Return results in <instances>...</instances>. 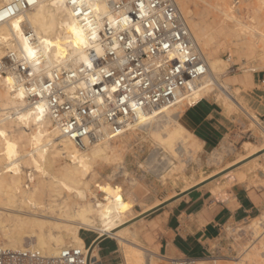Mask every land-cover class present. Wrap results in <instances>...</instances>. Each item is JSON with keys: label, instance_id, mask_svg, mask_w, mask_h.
Wrapping results in <instances>:
<instances>
[{"label": "bare ground", "instance_id": "1", "mask_svg": "<svg viewBox=\"0 0 264 264\" xmlns=\"http://www.w3.org/2000/svg\"><path fill=\"white\" fill-rule=\"evenodd\" d=\"M173 1L191 33L196 51L204 59L207 73L183 100L173 106L142 116L128 131V133L135 130L144 132L153 145L162 150L161 154L166 152L162 155V157L167 156L169 160L165 176L170 178L171 183L176 172L182 173L184 163L187 161L184 157H187L189 161L193 160V155L202 150L194 136L177 121L180 112L177 109L183 102L195 103L216 90L227 100L220 98L223 100L221 104L225 109L235 107L242 111L264 136V128L260 125L258 118L248 113L236 95L229 91L227 84L220 80L224 71L232 67L231 60L218 59L214 52L205 51L210 44H215V41L224 36L226 30L230 37L236 35L234 31L219 27L216 34L211 35L207 28L198 22L199 20L198 23L193 20V15L191 16L184 0ZM17 4L16 0H0V13L8 7L14 11V6ZM97 5L100 6L98 15H109L108 0L94 2V9ZM13 17L14 19H9L7 23L0 22V60L6 50L15 51L22 57L21 32H30L33 35L32 40L37 44L42 39H50L53 42L62 41L69 36L64 25L77 20L72 17L69 8L65 5V0H38L36 6L20 10ZM15 21H20L21 32L15 29L10 31V26ZM79 22L82 25L85 24L84 21ZM92 43L94 46L83 50L82 55L88 56L89 51L96 52L98 45L96 41ZM68 51L69 57H65L59 63L54 55L51 60L43 59L35 71L41 67L44 75L49 76L52 68L76 69L85 65L78 61V57L72 56L73 49L68 48ZM5 80L6 78L0 79V87L3 90L0 94V131L7 133V140L16 146V152L14 162L9 163L5 138L0 137V233L3 239L0 245L7 250L36 249L44 255L52 256L66 247L83 248L84 242L79 236V231L84 230L115 239L125 264H152L151 259L141 253H147L150 256L154 254L140 248L125 237V230L133 225L137 217L128 223L115 224L114 221L118 218L119 212L108 211L104 205H93L85 200L84 192L94 183L97 164L112 165L114 162L110 141L117 138H107L100 143L89 144L85 148L78 149L72 142L61 136L46 114L39 122L31 118L21 121L19 119L21 115L27 116L28 112L34 111L35 108L30 107L25 99L20 101L18 97L11 94ZM126 134L118 138L125 137ZM243 146L245 149H251L233 165L218 171L213 176H219L227 171L230 176L234 171L232 168L256 158L264 150V148L261 150L252 148L253 145L249 142H244ZM217 152L215 148L209 155L218 154ZM262 155L264 157L263 153ZM122 174L125 177L128 176L126 172ZM158 176L161 179L165 178L159 174ZM213 176L210 178H215ZM245 178L244 173H239L231 175L229 180L235 182L234 184H242ZM131 185L135 187L134 179ZM223 190V185H219L212 189V192L217 194ZM133 196L135 197V194L132 190L130 198ZM253 221V225L249 227L253 241L251 243L249 241L250 244H247L248 246L246 245L243 250L246 252L250 250L254 254L260 249L261 253L254 255L264 260V214L254 218ZM92 254L94 255V252ZM250 256H252L251 253L237 260L238 264H247ZM172 261L174 264H180L176 259Z\"/></svg>", "mask_w": 264, "mask_h": 264}, {"label": "built area", "instance_id": "2", "mask_svg": "<svg viewBox=\"0 0 264 264\" xmlns=\"http://www.w3.org/2000/svg\"><path fill=\"white\" fill-rule=\"evenodd\" d=\"M96 1L77 0V10L83 5L87 11L89 4L94 9ZM16 2L13 15L36 6L38 0L32 4L27 0ZM140 2L145 5L144 15L140 13ZM108 3V16L98 15L94 10L89 13L98 29L96 44L104 53L88 52V56H95L92 69L87 65L76 69L52 68L51 75L45 76L41 67L38 71L25 68L23 58L15 51L6 50L0 60V79L15 70L28 90L25 96L28 105L35 108L36 103H44L45 114L61 136L78 149L128 133L142 116L183 100L207 73L204 59L196 51L173 0H108ZM65 5L72 17L78 19L73 15L71 0H65ZM129 8L135 10L128 11ZM124 15L130 20L127 25L123 23ZM109 19L121 23L106 32ZM27 35L32 39L30 32ZM29 72L33 74L27 75ZM93 75L100 77L98 85L91 84ZM42 81L52 87L46 88ZM32 88L41 95L32 93ZM92 252L91 247H66L47 256L36 249L7 250L0 245V264H101ZM176 260L180 264H193L188 258Z\"/></svg>", "mask_w": 264, "mask_h": 264}, {"label": "rangeland", "instance_id": "3", "mask_svg": "<svg viewBox=\"0 0 264 264\" xmlns=\"http://www.w3.org/2000/svg\"><path fill=\"white\" fill-rule=\"evenodd\" d=\"M184 1L191 16L193 15V20L195 22L199 20L198 22L205 26L211 35H215L216 30L218 31L220 28H228L236 34L234 37H230L226 30L224 36L227 37L222 36L223 38L221 37L215 41V44H210L205 51L214 52L218 59L227 60L231 57L232 67L224 71L220 80L227 84L229 91L236 95L244 109L248 113L254 114L262 128H264V115L260 117L246 106L239 86L242 81L237 79L239 76L244 78V80L249 79L252 74L264 71V0ZM202 20L203 22H201ZM2 93L3 90L0 87V94ZM205 97L220 103L225 100L224 96L216 90ZM190 104V102L185 101L180 104L177 110L181 112ZM227 111L230 112L228 115L237 121L235 132L221 142L222 146L221 143L218 145L219 147L217 146L218 154L209 155L212 150H201L193 155V160L189 161L187 157H184L187 160L184 163V169L182 173L179 172L180 174L176 172L175 177L172 179L173 183H171L168 176H165L168 171L166 169L169 160L167 156L162 157V155H165L166 152L161 154L162 150L155 147L144 132L135 130L127 133L125 137L110 141L112 142L111 148L115 160L112 165L97 164L95 168L96 178L93 181L94 183L92 182L91 187L84 192L85 200L93 205H104L108 211L119 212V216L114 223L121 224L128 223L145 208L158 202L170 200L176 193L204 182H210L213 189L223 185L225 190L231 187V183H235L229 180L230 176L234 174L244 173L247 178L239 185L249 188L253 187L264 193V157L262 155L264 150L260 152L257 156L258 158L248 160L240 166L232 168L234 171L230 176L227 174L229 171L219 176H213L218 171L230 167L237 159L247 154L251 148L245 149L243 146L244 142L251 143L253 145L252 148L256 150L264 148V136L249 118L235 107H231ZM174 163L178 165L177 162ZM235 171L236 173H234ZM121 172H126L128 176L125 177ZM158 174L165 176V178L161 179ZM212 176L215 178H210ZM133 179L136 182L135 187L131 185ZM132 190L135 197L130 198ZM117 196L120 197L119 200H117ZM262 214H264V206L256 217L258 218ZM253 223V219H249L224 226L218 240V243L221 244L220 252L203 260L193 261V264H238L237 260L239 261L246 255H250V253L252 256L246 262L247 264H264V260L254 255L261 253L260 249H258V252L255 251L254 254L250 250L247 252L243 250L247 244L249 245L253 241L249 228ZM79 232L85 233L87 231L80 230ZM124 233L129 241L154 254L150 256L147 253H141L150 258L152 264H174L172 261L174 259L156 256L154 252L143 247L136 239L137 230L134 224L125 230ZM233 233L234 235H232ZM112 240L116 242L115 239L112 238ZM2 241L0 233V242L2 243ZM118 256L120 264H125L120 250Z\"/></svg>", "mask_w": 264, "mask_h": 264}, {"label": "crops", "instance_id": "4", "mask_svg": "<svg viewBox=\"0 0 264 264\" xmlns=\"http://www.w3.org/2000/svg\"><path fill=\"white\" fill-rule=\"evenodd\" d=\"M231 60V57H229ZM242 98L256 115H264V71L251 78H237ZM246 85V86H244ZM213 99L202 98L186 106L177 121L192 134L204 151L217 148L235 132L237 121ZM210 182L180 191L136 214L133 223L137 241L156 256L166 259L203 260L219 253L218 240L224 226L254 219L264 206V193L234 184L221 193ZM85 247H91L101 264H120L117 242L96 232H79ZM98 251V252H97Z\"/></svg>", "mask_w": 264, "mask_h": 264}, {"label": "snow or ice", "instance_id": "5", "mask_svg": "<svg viewBox=\"0 0 264 264\" xmlns=\"http://www.w3.org/2000/svg\"><path fill=\"white\" fill-rule=\"evenodd\" d=\"M29 4L34 3V0H27ZM71 4L73 5V15L78 17V19L74 22H70L64 27L67 28L69 36L67 39L64 40H56L53 42L50 39H42L37 44L34 40H32L27 33L21 32V24L20 21H15L10 26L11 29H15L17 32H21V38L23 40V48L21 50V56L23 58L24 67L29 68L31 67L33 71L37 70V66L41 65L43 59H49L55 56L57 63L63 60L65 57H69L68 48L73 49L72 56L78 57V61L87 65L88 69L93 68V60H95V56H86L82 55L81 53L85 49H91L94 45L92 42L97 41L99 39L97 31L98 29L93 26L92 21L89 19V13L91 11H95L96 13L100 12V6L97 5L95 9H93L92 5H87V11H84L83 5H81L80 9L77 10V0H71ZM150 7H154V5H149ZM119 7V5H117ZM139 9L141 15L145 14V5L143 2L139 3ZM135 9L129 8L128 11H134ZM99 18V17H97ZM9 19H14L13 17V10L11 7H8L4 12L0 13V22L7 23ZM80 19H83L85 24H80ZM121 23L120 20H108V27L105 29L106 32L110 31L113 26H119ZM123 23L129 24L130 20L127 15L123 16ZM136 31L139 32L140 28L137 27ZM11 38V37H8ZM123 39V37H119ZM168 45H165L167 48ZM115 46L111 50L114 51ZM97 55H103V51L99 48L96 49ZM81 72H84V68H80ZM27 75H32V72L26 73ZM107 75H111V73H105ZM51 75V74H50ZM75 76V73H72ZM21 76L16 75L15 70H11L10 74L7 75L5 84L8 88V91L13 94L14 96L18 97L20 101H23L26 96V92L28 91L23 84H21ZM54 78V77H53ZM100 80L99 76L93 75L91 78V84L98 85ZM46 85V88H51L52 85L47 84L46 82L42 81ZM118 84L119 81H116ZM87 88V84H85ZM32 93L36 95H41V93L37 92L35 88L30 89ZM113 92L116 91V88L113 87ZM102 95V93H101ZM103 104V100L100 101ZM135 107V105H133ZM45 104L44 103H36L35 110L28 112L27 116L21 115L19 119L21 121L26 119H34L35 121L39 122L43 119L45 114ZM71 134V133H70ZM0 137L5 138V144L7 149V156L9 163L14 162V156L16 152V146L7 140V133L4 131H0ZM117 200L120 199L119 196L116 197Z\"/></svg>", "mask_w": 264, "mask_h": 264}]
</instances>
